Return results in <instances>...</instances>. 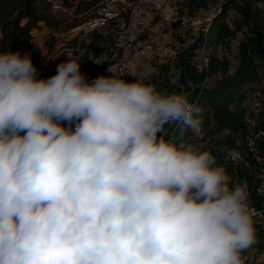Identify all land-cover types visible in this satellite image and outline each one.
Segmentation results:
<instances>
[{"label": "clouds", "instance_id": "9594fccd", "mask_svg": "<svg viewBox=\"0 0 264 264\" xmlns=\"http://www.w3.org/2000/svg\"><path fill=\"white\" fill-rule=\"evenodd\" d=\"M107 71L89 81L68 57L38 79L0 51V264H244L247 183L165 138L171 122L200 133L199 106L157 91L150 65Z\"/></svg>", "mask_w": 264, "mask_h": 264}, {"label": "rangeland", "instance_id": "374dc122", "mask_svg": "<svg viewBox=\"0 0 264 264\" xmlns=\"http://www.w3.org/2000/svg\"><path fill=\"white\" fill-rule=\"evenodd\" d=\"M56 1L61 2L63 6V10L54 9L63 20L62 27L55 32L40 27L32 40L33 44L38 45L42 50L45 67L54 73L59 63L71 57L81 62V71L86 74L89 81L100 75L111 76L112 73L107 69L111 66L116 71V64L121 57V48L115 45L118 36L115 33L108 34L107 30L112 26L119 30L122 24L112 23L106 29L93 32L94 36L71 38L65 35V28L70 23L79 24L90 15L92 9L75 17L71 15L75 12L74 7L78 4L77 9L85 10L88 7L85 1L88 0H72V3L69 0ZM221 3L222 0H179L174 15L178 17L186 15L188 22L185 24L164 23V26L158 30L147 32L145 35L151 34V37L158 40L163 37L164 44L158 48L159 51H156L154 46L152 49L156 52L151 49L147 55L143 53L136 61V71H140L144 65L156 68V74L147 82L153 83L157 91L165 95L183 93L193 104H195L197 92L216 87L220 80L233 72L239 63L241 46L248 48L260 70L264 72V1L250 2L252 9L250 16H245L238 9L232 10L224 22L231 32L226 36L218 34L209 36L206 31L210 29L215 12ZM52 36L55 37V42L54 47L50 49L48 43L51 42ZM26 43L17 50L22 56L31 54L28 49L29 43ZM164 47L169 50L166 52L164 49L162 52ZM211 57H217L222 61L215 70L209 66ZM95 58L98 59L96 64L91 62ZM175 73H179V79L173 82ZM134 81L135 78L126 82ZM244 91L248 93L246 100L230 105L236 113V120L228 122L223 131L204 137L203 132L196 134L191 130H185L184 138L180 134L176 135L180 139L176 143H190L201 146V150H210L216 158V165L222 166L230 176V186L247 178L252 187L256 188L262 178L257 165L246 153L244 137L247 131L264 125V83L245 84ZM207 114V116H200L202 124L206 125V130L215 125L212 111ZM177 124L179 122L165 125L166 139L175 141V125ZM231 152L237 154V160L230 158ZM262 201L255 198L249 199L250 203L258 206ZM256 240L254 245L258 249L264 248V231H260Z\"/></svg>", "mask_w": 264, "mask_h": 264}, {"label": "trees", "instance_id": "16d2710c", "mask_svg": "<svg viewBox=\"0 0 264 264\" xmlns=\"http://www.w3.org/2000/svg\"><path fill=\"white\" fill-rule=\"evenodd\" d=\"M97 0L85 1L86 5L91 6ZM264 0H222L221 5L215 12V18L210 24V29L206 31L207 35L226 36L231 31L224 23L234 9H238L245 16H250V2H263ZM69 4V3H67ZM69 6V5H68ZM41 23L51 28L53 31L62 27V18L54 11L50 0H0V51L15 52L23 44L33 39V31L41 27ZM75 24L70 23L68 27ZM48 43L50 49L54 47L55 37H51ZM31 58L37 68L38 79H47L56 74V70L45 67V58L38 45L29 46ZM222 61L217 57L209 59V66L212 70L217 69ZM264 83V72L256 63L255 57L249 52L246 46L240 47L239 63L231 74L225 76L218 85L208 90H201L196 94L195 105L201 109L199 115L207 116L212 111L215 125L206 130L203 125L202 132L204 137L215 135L224 130L228 122L236 120V113L230 107L233 103H239L246 100L248 96L245 90V84ZM175 131V142L180 139L176 135L180 134V125L177 124ZM202 135V136H203ZM182 138L185 134L181 135ZM252 199V198H251ZM264 212V200L259 206ZM260 233V232H259ZM243 255V254H242Z\"/></svg>", "mask_w": 264, "mask_h": 264}, {"label": "built area", "instance_id": "2783aa9c", "mask_svg": "<svg viewBox=\"0 0 264 264\" xmlns=\"http://www.w3.org/2000/svg\"><path fill=\"white\" fill-rule=\"evenodd\" d=\"M132 2H140L142 5L151 9L160 20L167 24L180 22L185 24L188 17L175 16L170 8L178 5L179 0H101L94 8L93 13L81 21L79 24L71 27L69 33L73 37H86L95 31H101L108 28L112 23H116L124 18L129 11V5ZM52 6L56 10H63L61 2L54 1ZM136 20L134 23H123L119 30L111 28V32L118 36L116 46L121 48V57L116 64V72L136 71V61L145 54V51L139 43L137 37V27L148 31V25L144 20L138 17V13H134ZM157 29V28H156ZM150 33V32H149ZM152 41L156 38L151 37ZM148 35V36H149ZM169 49L165 48L167 52ZM92 63L96 64L98 59H92ZM126 81H132L134 77L125 75ZM203 124L201 125L202 132ZM196 133V134H200ZM244 147L251 161L257 165L259 175L262 181L256 188H253L249 179H243L246 182L249 192V199L255 198L258 201L264 200V125L247 131L244 137ZM232 160H237L235 152L230 153ZM250 207L255 209L257 215L254 217L256 236L260 231H264V212L258 205L250 203ZM244 264H258L264 260V248L258 249L254 244L246 250L243 255Z\"/></svg>", "mask_w": 264, "mask_h": 264}, {"label": "crops", "instance_id": "0c3cea01", "mask_svg": "<svg viewBox=\"0 0 264 264\" xmlns=\"http://www.w3.org/2000/svg\"><path fill=\"white\" fill-rule=\"evenodd\" d=\"M52 3L56 0H50ZM71 3L73 2L72 0H69ZM90 1V0H88ZM101 0H97L95 3H93L91 6L89 7H86L85 10L78 8V4L74 7L75 8V12L74 13H71L72 16H79L81 14H84L88 11H90V9H92L90 15L93 13V10H94V7L100 2ZM176 10H177V6L175 7H172L170 8V11L173 13V14H176ZM134 13H138V17L142 20L145 21V23H147L148 25V31H146L145 29H141L140 27H137V37H138V40H139V43L141 44V46L143 47L144 51H145V54L147 55L148 52H150V50L156 46L155 48L157 49L156 51H159V47L164 44V40H163V37L160 38L158 40V38L155 40V41H152L151 38L148 36V35H145L147 34V32H152L154 30H158L159 28H161L162 26H164V22L162 20H160V18L151 11V9H149L148 7L142 5L140 2H132L130 5H129V11L128 13L124 16V18L120 21H118V25L120 24H123V23H134L135 20H136V17L134 16ZM62 23H63V20H62ZM75 26V25H74ZM41 27H45V28H48L46 26H44L42 23H41ZM73 27V26H72ZM113 27V26H112ZM112 27H109V29L107 30V33L108 34H112L111 32V28ZM71 28V27H70ZM68 27L65 28V35L66 36H69L71 38H74L70 33H69V29ZM157 28V29H156ZM50 30H52L51 28H48ZM38 29H35L33 31V35H35V32L37 31ZM53 31V30H52ZM55 32V31H53ZM92 36H94V34L92 33L91 34ZM147 36V37H146ZM91 37V36H90ZM33 40V39H32ZM32 40H30L29 42V45H28V49L30 51V48L29 46L31 44H33ZM26 43V44H27ZM167 48V47H164L162 48L163 50H161L162 52L164 51V49ZM18 50V49H17ZM16 50V51H17ZM153 50V49H152ZM154 51V50H153ZM154 51V52H156ZM153 53V52H152ZM31 55V54H30ZM258 264H264V260H261Z\"/></svg>", "mask_w": 264, "mask_h": 264}]
</instances>
